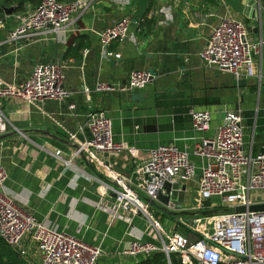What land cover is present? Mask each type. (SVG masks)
Masks as SVG:
<instances>
[{"label": "crops", "instance_id": "1", "mask_svg": "<svg viewBox=\"0 0 264 264\" xmlns=\"http://www.w3.org/2000/svg\"><path fill=\"white\" fill-rule=\"evenodd\" d=\"M91 1L84 12L74 14L70 31L52 37L39 35L10 42L12 16L18 11L7 14L4 9L0 16H9L5 28L0 29V78L5 82H23L37 64L71 60L64 71L70 99L35 104L21 98L0 99V116L7 120L6 129L0 131L4 136L0 140V166L7 172L5 192L25 213L50 228L100 247L103 254L98 264H139L147 258L127 257L123 251L138 238L159 243L150 222L143 215L129 222L97 208L103 198V189L94 180L97 167L87 154L73 158L78 145L91 139L84 126L88 113L103 111L112 122L114 142L135 148L140 163L161 146L189 152L197 177L204 161L193 153L194 148L202 138L215 135L228 111H239L244 119V149L253 155L264 154V47L255 55L258 75L253 78L238 79L204 65L200 58L223 19L245 23L254 42L261 37V28L258 23L249 30L248 25L254 21L246 16L245 0ZM259 1L260 21L264 18V0ZM125 16L131 19L129 38L109 48L121 57L107 58L98 32ZM134 71L153 74L144 89L128 93L96 91L98 83L126 85ZM192 110L211 113L208 131L194 130ZM71 135L78 140H72ZM57 151H61V158L56 157ZM98 157L114 172L128 177L135 167V159L127 151ZM197 177L174 188L173 199L182 211L193 204L188 193L191 186H198ZM150 209L163 225L161 212L152 203ZM172 219L165 221L171 227L164 228L166 232H175L178 226ZM27 250L30 262L39 264L40 254L30 241ZM167 264H172L171 256Z\"/></svg>", "mask_w": 264, "mask_h": 264}, {"label": "built area", "instance_id": "2", "mask_svg": "<svg viewBox=\"0 0 264 264\" xmlns=\"http://www.w3.org/2000/svg\"><path fill=\"white\" fill-rule=\"evenodd\" d=\"M91 2L41 0L34 9L12 16L14 27L8 32V40L16 42L39 35L52 37L70 31L74 14L84 12ZM8 17H0V29L5 28ZM259 23L261 37L254 42L249 39L245 23L223 19L200 52L202 63L229 72L238 79L256 77L255 55L264 47V18ZM130 24L131 19L125 16L98 32L105 57H121L109 48L114 42L123 43L129 38ZM68 62L71 60L37 64L30 76L18 84L0 78V99L21 98L30 104L70 99L71 92L64 83ZM152 78L149 71H134L126 85L98 83L96 91L128 93L141 90ZM190 114L197 133L210 129V112L192 110ZM6 122L1 115L0 131L6 129ZM84 126L90 131L91 139L78 145L73 158L87 154L97 167L94 180L103 189V198L96 204L97 208L129 222L134 216L143 215L159 242L138 238L123 251L124 256L148 258L164 253L168 258L178 254L183 264H264V211H238L241 207L264 205V154L253 155L244 149V119L239 111H228L215 135L202 138L194 148L193 153L204 161L195 207L190 209L196 214L185 220V216L177 218L180 226L188 227L190 233L195 234L199 229L194 240L182 233L166 232L150 209V201H156L166 183L175 188L197 177L190 153L175 146H161L151 150L149 158L140 163L135 148L114 142L112 122L103 111L88 113ZM71 139L78 140L76 135H71ZM125 151L135 159L129 177L117 174L98 157V154L114 155ZM55 155L62 157L61 151ZM66 163L73 166L72 162ZM6 179L7 172L0 166V238L6 244L27 258V241H30L40 254L39 264H98L103 254L100 247L50 228L25 213L5 192ZM212 198H219L221 202L211 203Z\"/></svg>", "mask_w": 264, "mask_h": 264}, {"label": "water", "instance_id": "3", "mask_svg": "<svg viewBox=\"0 0 264 264\" xmlns=\"http://www.w3.org/2000/svg\"><path fill=\"white\" fill-rule=\"evenodd\" d=\"M259 0H245L244 4L246 5V16L254 21V24L250 23L248 25L249 30L254 26L258 25L259 18L257 15V9L259 7ZM252 10H255L252 11ZM5 12L7 14L13 13V8H5ZM257 31V29H256ZM153 76V74H152ZM4 136H0V140L3 139ZM197 181H199V177H197ZM175 195L174 188L172 184L166 183L164 185L163 191L159 192L156 201H150L158 210L159 212L166 214L172 218H178L183 216H194L196 213H190L187 211H182L181 206L173 199V196ZM249 210L250 212H257V211H264V205H256L251 206L249 208L241 207L238 209L240 213L246 212ZM210 213V212H209ZM209 213H202V214H209Z\"/></svg>", "mask_w": 264, "mask_h": 264}, {"label": "trees", "instance_id": "4", "mask_svg": "<svg viewBox=\"0 0 264 264\" xmlns=\"http://www.w3.org/2000/svg\"><path fill=\"white\" fill-rule=\"evenodd\" d=\"M40 0H0V16L3 15L4 9L8 7H13V11H21L25 4L31 3L37 5ZM66 1V0H60ZM186 231H190L188 227L185 228ZM172 264H181V259L178 255H171ZM0 264H29L23 259V256L16 251L14 248L10 247L0 238ZM139 264H167V257L163 253H156L147 259L141 261Z\"/></svg>", "mask_w": 264, "mask_h": 264}, {"label": "rangeland", "instance_id": "5", "mask_svg": "<svg viewBox=\"0 0 264 264\" xmlns=\"http://www.w3.org/2000/svg\"><path fill=\"white\" fill-rule=\"evenodd\" d=\"M41 1V0H40ZM40 1H39V3H40ZM39 3L36 5V7L39 5ZM35 8V5L33 6V4H31V3H27V4H25L24 5V7H23V9L21 10V11H18V12H27V11H30V10H32V9H34ZM17 12V13H18ZM197 190H198V186L196 187V186H191L190 187V191H189V193H188V198L190 199V202L191 203H193L192 205H191V207L189 208V209H187L186 211L187 212H191L190 211V209H193L194 207H195V198H196V196H197ZM211 203H217V204H219L221 201H220V199L219 198H212L211 199V201H210ZM163 216H162V219H164V221H162V224H163V226H164V228L166 229V230H169L171 227H170V225L168 224V223H166L165 221L166 220H168V218L170 217V216H168V215H166V214H163V213H161ZM156 218V217H155ZM183 218H185V217H183ZM173 220V223H174V226L175 225H177L178 224V226L177 227H175L174 228V230H175V232H177V233H182V234H184V235H186L187 237H189L191 240H194L198 235L196 234V233H199V229H197L196 231H195V234H192V233H190L189 231H186V226H183V225H181L180 226V224L178 223V221H177V219L176 218H174V219H172ZM185 220V219H184ZM184 223H186V222H184ZM23 259L25 260V261H27L29 264L31 263L30 262V260L28 259V258H24L23 257ZM32 264V263H31Z\"/></svg>", "mask_w": 264, "mask_h": 264}]
</instances>
